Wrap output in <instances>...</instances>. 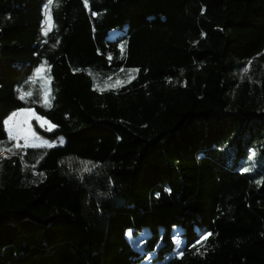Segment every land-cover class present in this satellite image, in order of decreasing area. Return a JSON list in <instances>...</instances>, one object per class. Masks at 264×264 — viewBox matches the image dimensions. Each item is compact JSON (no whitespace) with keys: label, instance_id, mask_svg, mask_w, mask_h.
<instances>
[{"label":"trees","instance_id":"1","mask_svg":"<svg viewBox=\"0 0 264 264\" xmlns=\"http://www.w3.org/2000/svg\"><path fill=\"white\" fill-rule=\"evenodd\" d=\"M1 151L0 264H264V0H0Z\"/></svg>","mask_w":264,"mask_h":264},{"label":"rangeland","instance_id":"2","mask_svg":"<svg viewBox=\"0 0 264 264\" xmlns=\"http://www.w3.org/2000/svg\"><path fill=\"white\" fill-rule=\"evenodd\" d=\"M50 18V22H49ZM52 26V16L50 10L46 11L43 24V34H46ZM34 81L38 82L43 91V98L47 99L49 94V77L48 69L45 65L38 67L34 74ZM35 122L37 126L46 131H51L55 127L45 118L37 115L32 109H20L11 113L4 121L5 129L7 131L8 138L14 141L15 147L21 148L25 146L30 147H52L56 145L63 144L64 138L59 137L57 140L50 141L44 137L37 134L32 127V123ZM6 152L1 151L0 157H4ZM82 169L86 168L84 164H80ZM149 232L143 231L136 237L129 236V241L133 248L140 249L146 238L148 237ZM172 240L174 242L173 251L170 254H167L162 261L153 262V258L156 255V250L146 254L145 259L140 264H164L170 258L181 256L183 250L184 240L181 237V230L178 227L172 229ZM160 243L157 244V247Z\"/></svg>","mask_w":264,"mask_h":264},{"label":"snow or ice","instance_id":"3","mask_svg":"<svg viewBox=\"0 0 264 264\" xmlns=\"http://www.w3.org/2000/svg\"><path fill=\"white\" fill-rule=\"evenodd\" d=\"M49 3L51 4L52 3V0H49ZM49 22H50V18H49ZM24 95H30V93L22 94V97L21 98H23ZM8 150L10 151V149H8ZM246 171H247V169H246ZM129 235H131V234L129 233Z\"/></svg>","mask_w":264,"mask_h":264},{"label":"bare ground","instance_id":"4","mask_svg":"<svg viewBox=\"0 0 264 264\" xmlns=\"http://www.w3.org/2000/svg\"><path fill=\"white\" fill-rule=\"evenodd\" d=\"M184 244H185V242H184ZM184 244H183V245H184Z\"/></svg>","mask_w":264,"mask_h":264}]
</instances>
